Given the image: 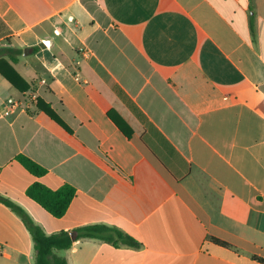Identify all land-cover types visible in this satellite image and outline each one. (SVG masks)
Instances as JSON below:
<instances>
[{
	"label": "crops",
	"instance_id": "1",
	"mask_svg": "<svg viewBox=\"0 0 264 264\" xmlns=\"http://www.w3.org/2000/svg\"><path fill=\"white\" fill-rule=\"evenodd\" d=\"M0 59L30 87L0 74V195L48 235L138 243L81 239L57 252L68 264H261L264 0H0ZM32 95L70 130L26 109ZM35 182L75 189L63 217L26 195ZM0 264H35L1 202Z\"/></svg>",
	"mask_w": 264,
	"mask_h": 264
},
{
	"label": "trees",
	"instance_id": "2",
	"mask_svg": "<svg viewBox=\"0 0 264 264\" xmlns=\"http://www.w3.org/2000/svg\"><path fill=\"white\" fill-rule=\"evenodd\" d=\"M16 54L20 55L21 51L17 50ZM9 58L12 62L17 61V58L13 56H9ZM0 74L18 91L26 92L30 89L29 84L4 59H0ZM35 104L40 111L47 114L60 126L67 131L70 130L56 111L44 100L37 98ZM16 160L37 177H42L48 172L45 168L24 155H18ZM75 194L76 191L71 185L65 184L57 190H52L40 182L33 183L26 191V195L31 200L38 203L55 217H63L67 213ZM0 202L16 212L29 230L34 242L35 264H68L67 258L58 255L57 252L70 249L75 241L81 239L96 238L114 243L115 245L123 244L130 247H138L136 241L121 231L100 226L83 227L74 230L72 233L62 231L57 234L48 235L22 207L1 195ZM213 240L218 244L227 246L224 242ZM253 260L264 264V259L262 258L253 257Z\"/></svg>",
	"mask_w": 264,
	"mask_h": 264
},
{
	"label": "built area",
	"instance_id": "3",
	"mask_svg": "<svg viewBox=\"0 0 264 264\" xmlns=\"http://www.w3.org/2000/svg\"><path fill=\"white\" fill-rule=\"evenodd\" d=\"M77 80H78V78H77ZM37 99H36V96H34V95H32L31 97H29L27 100H26V102L25 103H23L24 104V106L26 107V109L28 108V106L31 104V102H33V101H36ZM27 102H28V104H27ZM8 109H9V111L10 110H12V109H14V108H19V107H21V103L19 102V101H16V100H14V99H8ZM9 114V112H6L5 113V115H8Z\"/></svg>",
	"mask_w": 264,
	"mask_h": 264
}]
</instances>
